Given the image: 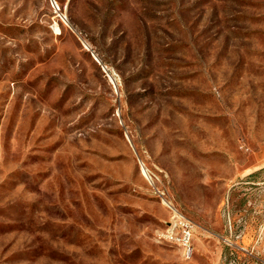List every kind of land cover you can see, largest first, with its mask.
<instances>
[{"label": "rangeland", "instance_id": "374dc122", "mask_svg": "<svg viewBox=\"0 0 264 264\" xmlns=\"http://www.w3.org/2000/svg\"><path fill=\"white\" fill-rule=\"evenodd\" d=\"M50 1L0 0V264H264V0Z\"/></svg>", "mask_w": 264, "mask_h": 264}, {"label": "built area", "instance_id": "2783aa9c", "mask_svg": "<svg viewBox=\"0 0 264 264\" xmlns=\"http://www.w3.org/2000/svg\"><path fill=\"white\" fill-rule=\"evenodd\" d=\"M52 8H57L55 0H51ZM157 236L160 240L177 245L181 249L182 257L190 260L194 254V224L177 208L170 206V213L163 228Z\"/></svg>", "mask_w": 264, "mask_h": 264}, {"label": "bare ground", "instance_id": "6f19581e", "mask_svg": "<svg viewBox=\"0 0 264 264\" xmlns=\"http://www.w3.org/2000/svg\"><path fill=\"white\" fill-rule=\"evenodd\" d=\"M56 29H58V28H56ZM142 171H143V173L145 174V170L142 168Z\"/></svg>", "mask_w": 264, "mask_h": 264}, {"label": "crops", "instance_id": "0c3cea01", "mask_svg": "<svg viewBox=\"0 0 264 264\" xmlns=\"http://www.w3.org/2000/svg\"><path fill=\"white\" fill-rule=\"evenodd\" d=\"M262 230H264V225H262ZM193 243H194V240H193Z\"/></svg>", "mask_w": 264, "mask_h": 264}]
</instances>
